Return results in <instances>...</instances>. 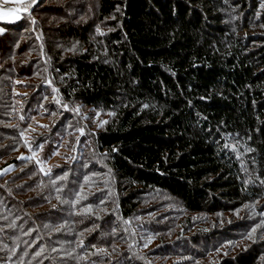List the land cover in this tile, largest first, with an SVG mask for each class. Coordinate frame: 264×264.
I'll use <instances>...</instances> for the list:
<instances>
[{"label": "trees", "instance_id": "16d2710c", "mask_svg": "<svg viewBox=\"0 0 264 264\" xmlns=\"http://www.w3.org/2000/svg\"><path fill=\"white\" fill-rule=\"evenodd\" d=\"M262 4L40 0L0 22V171L12 167L0 175V264H157L185 243L196 260L215 233L240 229L220 220L172 238L155 219L264 201ZM96 113L115 115L94 130ZM157 193L180 205L136 204ZM259 252L215 264H257Z\"/></svg>", "mask_w": 264, "mask_h": 264}, {"label": "rangeland", "instance_id": "374dc122", "mask_svg": "<svg viewBox=\"0 0 264 264\" xmlns=\"http://www.w3.org/2000/svg\"><path fill=\"white\" fill-rule=\"evenodd\" d=\"M260 8H264L263 4L260 6ZM0 11H8V8H5L0 5ZM11 21H14L12 19ZM9 22V21H8ZM2 27V26H1ZM87 112H90L88 110ZM84 112V116L87 117L88 113ZM99 114V115H97ZM110 114L107 113H96L92 117H90L88 120L91 122L94 130H97L99 128V124L101 121H107V118ZM39 121V124H37L38 130H43L45 125L49 124V119L47 117H39L37 118ZM30 136V134L28 135ZM62 158L64 157V153H62ZM60 158L58 159V161ZM41 168L43 167V171H46L50 169L51 165L50 163H40ZM6 170V171H5ZM12 167H7L3 170L0 171V175L4 174L8 171H11ZM162 205H160L159 209L160 210H168L169 207L164 205L167 202L173 203L175 206L180 205L179 201L172 197L169 196L168 194H161L157 193L155 195H148L144 199H139L136 201V204L140 206L141 208L143 207H148L154 204L155 202H161ZM160 212V211H159ZM188 215L193 219H197V225L195 229H187V228H181L179 225L180 219L182 216ZM152 217V216H149ZM174 217L177 218L175 220L167 221L166 217H158L155 219V223L158 224V229L166 231L169 230L170 233H172L171 237L175 238L177 235L176 233L180 231H184V236L185 238H189L186 236H190L186 232H193L198 229L197 226H200L201 229L203 228H213V223L216 225L220 220L224 225V227H227L232 224H236L237 222H245L242 227L238 230H235L234 226L232 225L228 229H224L227 231L229 236L224 235L222 238L218 237L220 236V231L215 233L214 235L217 236V241L216 245H214L215 248L212 250H207L211 247L208 248H202L203 250V255L204 257L199 258L194 260V257L189 259L188 261L186 260V255H183L186 252H189L191 250L192 252V244L190 243H185L186 245H174L170 246V248L165 250V253L167 254L168 252H171L172 250H177L181 255L176 256V255H166L165 253L161 256L155 257L154 260H156L158 263L157 264H215L219 260L223 261L224 259L232 258L237 256L238 254L242 252H246L248 249H256L259 250L261 256L258 257L256 260L257 264H264V227H257V225L264 224V201H257L256 203L253 204H247L243 209L238 210L237 212H233L230 214H220V215H214V216H209V215H202V214H193V213H183L180 214L178 211L174 212ZM207 219V221H206ZM181 222V221H180ZM225 222V223H224ZM220 226V225H219ZM187 227H190V224L187 225ZM192 228V227H191ZM220 228V227H218ZM256 229L254 233H252V229ZM186 229V230H185ZM202 231V230H201ZM231 232V233H230ZM252 233L251 238H249V234ZM194 234V233H193ZM222 234V233H221ZM218 244V245H217ZM190 252V253H191ZM192 254V253H191Z\"/></svg>", "mask_w": 264, "mask_h": 264}, {"label": "snow or ice", "instance_id": "6c2138e0", "mask_svg": "<svg viewBox=\"0 0 264 264\" xmlns=\"http://www.w3.org/2000/svg\"><path fill=\"white\" fill-rule=\"evenodd\" d=\"M37 2V0H33V5ZM17 11H20L19 9H9L8 11H0V21H9L11 22L12 19H15V20H19L20 19V16L19 15H15V13ZM25 12H28L29 10L27 8L24 9ZM32 23H35V20L32 21ZM4 28L0 27V35H3L4 34ZM98 32H100L99 29H97ZM100 34H103V33H100ZM49 84H51V81H48ZM53 91L54 92H57L59 93V90L58 89H55L53 88ZM56 99V102L59 103V98L58 96L55 98ZM64 108H67V105H63ZM145 107H147V105H145ZM75 111H79V108L77 107L75 109ZM99 115V114H97ZM110 115H115V113H111ZM20 119H24L23 116L20 117ZM107 121H101L100 124L98 125L99 127H103L104 124H106ZM46 127V125L44 126ZM81 133L83 134V129L80 130ZM23 135V133H22ZM38 147L42 148L43 145H39ZM225 147H228L227 145H225ZM233 148H235V146H233ZM58 154V153H57ZM36 156V153H33V156L32 157H27V159H34ZM19 159H26V157L24 156H21V157H18ZM35 162L37 164H40L41 161L39 159H35ZM43 167L41 168V171H43ZM6 171V170H5ZM46 175L48 174L47 172L45 173ZM58 179H63L62 177H58ZM59 191V189H58ZM59 198V197H58ZM90 210V207L89 209H86L85 211H89ZM126 223H130V221H126ZM63 227V225H61V228ZM257 227H264V224H261V225H257ZM60 229L58 228L57 231H59ZM256 231V229H252V233H254ZM252 233L249 234V238H251V235ZM150 242V241H149ZM145 247H147V244H145ZM100 251H107L106 249H103V250H100ZM41 253L40 252H37L36 253V256H39Z\"/></svg>", "mask_w": 264, "mask_h": 264}, {"label": "crops", "instance_id": "0c3cea01", "mask_svg": "<svg viewBox=\"0 0 264 264\" xmlns=\"http://www.w3.org/2000/svg\"><path fill=\"white\" fill-rule=\"evenodd\" d=\"M33 0H0V5L9 9H19L15 15H21L24 12V9L27 8L26 5ZM28 9V8H27ZM15 20V19H14ZM8 22V21H0ZM1 27V24H0Z\"/></svg>", "mask_w": 264, "mask_h": 264}, {"label": "water", "instance_id": "95a60500", "mask_svg": "<svg viewBox=\"0 0 264 264\" xmlns=\"http://www.w3.org/2000/svg\"><path fill=\"white\" fill-rule=\"evenodd\" d=\"M39 1H40V0H37V2H36V3H38ZM36 3H35L34 5H32V7H31V8H29V9H28V10H29L28 12H25V11H24V12H22V13H29V12H30V11L33 9V7L36 5Z\"/></svg>", "mask_w": 264, "mask_h": 264}]
</instances>
